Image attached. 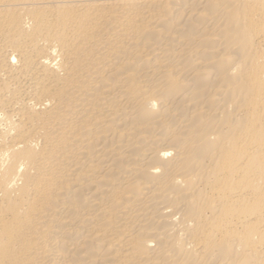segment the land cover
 <instances>
[{
    "label": "bare ground",
    "instance_id": "1",
    "mask_svg": "<svg viewBox=\"0 0 264 264\" xmlns=\"http://www.w3.org/2000/svg\"><path fill=\"white\" fill-rule=\"evenodd\" d=\"M0 264H264V0H0Z\"/></svg>",
    "mask_w": 264,
    "mask_h": 264
}]
</instances>
